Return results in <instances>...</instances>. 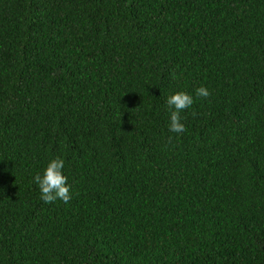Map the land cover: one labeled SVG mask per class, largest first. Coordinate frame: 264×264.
I'll use <instances>...</instances> for the list:
<instances>
[{"label":"trees","instance_id":"16d2710c","mask_svg":"<svg viewBox=\"0 0 264 264\" xmlns=\"http://www.w3.org/2000/svg\"><path fill=\"white\" fill-rule=\"evenodd\" d=\"M0 264H264V0H0Z\"/></svg>","mask_w":264,"mask_h":264},{"label":"clouds","instance_id":"9594fccd","mask_svg":"<svg viewBox=\"0 0 264 264\" xmlns=\"http://www.w3.org/2000/svg\"><path fill=\"white\" fill-rule=\"evenodd\" d=\"M195 95L200 98H208L210 92L207 88L200 86L196 88ZM193 97L183 91L172 94L165 99V104L170 110V122L168 130L172 133L182 134L186 131L184 124L181 123L180 112L191 107ZM64 160L56 157L48 163L42 175L37 174L33 179L40 190V198L46 203H53L57 199L67 204L71 200L70 186L67 177L63 175Z\"/></svg>","mask_w":264,"mask_h":264}]
</instances>
